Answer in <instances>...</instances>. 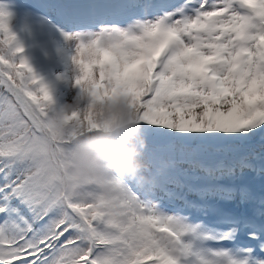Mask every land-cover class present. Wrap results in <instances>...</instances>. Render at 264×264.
Instances as JSON below:
<instances>
[{
    "label": "snow or ice",
    "instance_id": "snow-or-ice-1",
    "mask_svg": "<svg viewBox=\"0 0 264 264\" xmlns=\"http://www.w3.org/2000/svg\"><path fill=\"white\" fill-rule=\"evenodd\" d=\"M57 7L92 26L67 36L76 98L88 100L69 117L67 138L49 137L46 117L57 108L47 87L12 58L22 48H0V264H264V195L222 183L264 176V0ZM118 100L144 124L143 167L113 177L108 192L92 185L74 195L61 154L96 124L98 106ZM257 137L259 153L218 155ZM237 198L245 212L221 206Z\"/></svg>",
    "mask_w": 264,
    "mask_h": 264
},
{
    "label": "clouds",
    "instance_id": "clouds-1",
    "mask_svg": "<svg viewBox=\"0 0 264 264\" xmlns=\"http://www.w3.org/2000/svg\"><path fill=\"white\" fill-rule=\"evenodd\" d=\"M87 100L82 95L51 111L46 117V134L56 140L67 138L73 124L69 117ZM97 113L96 124L79 128L61 154V181L74 195H82L92 185L108 192L113 177L132 179L143 167L147 141L137 111L118 100L98 106Z\"/></svg>",
    "mask_w": 264,
    "mask_h": 264
},
{
    "label": "rangeland",
    "instance_id": "rangeland-1",
    "mask_svg": "<svg viewBox=\"0 0 264 264\" xmlns=\"http://www.w3.org/2000/svg\"><path fill=\"white\" fill-rule=\"evenodd\" d=\"M69 2L81 3L82 0H0V16L3 17L7 27V33H5L4 31H0V41L5 40L8 35L15 37V39L11 42V44L7 46L0 44V48H2L5 52H7L9 56H11L13 53H16L17 48H22L23 51L20 53H16V55L13 56L12 58L16 62H19V60L23 59L27 61V64L30 62L32 63V59L34 58V56H36L37 47L33 45V43H30L28 41V39L32 35V29L26 26L30 22L31 17H36L38 21L42 22L46 26L53 27L55 31L60 33V36L63 37L64 39L70 34L84 33L86 31L92 30L91 25L82 23L80 21H75L70 23L65 18L64 14L60 11L57 5L69 3ZM50 55L51 58H53L52 57L54 56L53 52L51 51L50 47L47 45V48L43 49V52L38 56L39 59H38L37 67L40 64V62H41L40 69L41 68L44 69V67L47 68L48 66L51 65L50 63L52 62L58 64L59 62L61 63L60 57H55L53 58V61L48 62L49 60L47 59L49 58ZM28 67H30V64H28ZM62 69L65 70L64 75H67L68 77L73 75L74 79H76V77L79 75L78 69L76 68L75 64L72 71H68V69L65 66H62ZM41 71L43 70L41 69ZM37 72L40 73L39 71ZM36 77L40 81V83L36 85V87L38 88L41 85L47 87L53 101V106L57 109L63 107L66 104L74 103L76 97L79 94L80 90L77 86H75V84L74 87L71 86L72 89V94H71L70 91H67L65 87L64 90L61 89L59 86L52 87L49 83L52 82L53 77L46 73L44 74V76L36 75ZM0 91H2V89H0ZM66 91L69 92L72 96L71 99L69 100L67 99L68 101L62 98L63 96L62 93L65 92L64 95L66 96L69 94ZM149 127H154V126H149ZM163 131H168V130H163ZM152 139L154 141H158L161 138L152 137ZM259 142H260L259 137H257L250 141H241L235 145L242 146L246 149H254L256 153H259L261 151V145ZM233 149L234 152L235 151L234 146ZM230 152H221V153L225 156H228V153ZM239 181H241L242 184H240ZM227 183L228 184H226V186H235V187H238L240 185L241 186L247 185L246 187H248L257 197L264 195V176H260L259 174L246 172V174L243 177L237 176V178L234 180L228 179ZM189 198L196 199L195 196H190ZM230 202L233 203L230 204ZM221 206L225 210L234 213H242L246 211L245 206L241 205L238 199L233 201H222ZM164 207L168 208L169 210L172 209V205L168 204L167 202L164 203ZM242 240H245V238H242Z\"/></svg>",
    "mask_w": 264,
    "mask_h": 264
},
{
    "label": "bare ground",
    "instance_id": "bare-ground-1",
    "mask_svg": "<svg viewBox=\"0 0 264 264\" xmlns=\"http://www.w3.org/2000/svg\"><path fill=\"white\" fill-rule=\"evenodd\" d=\"M26 27H30L32 29V35L28 39V41L30 43H33V45L37 47L36 56H34V58L32 59V63L31 62L28 63L30 64V68L33 71L32 73L35 76L36 75L44 76L45 73L52 76L53 80L51 83H49L52 87L59 86L63 90L66 88V90L70 91V93L72 94L71 86L74 87L75 79L73 75H71L70 77H68L67 75H64L65 70L62 69V66H65L68 69V71L73 70L74 63H73L72 57L75 55L74 42L68 40L67 37L64 39L63 37L60 36V33L55 31L53 27L46 26L42 22L38 21L36 17H31V20ZM47 45L50 47L51 51L53 52L54 56L52 57L53 58L60 57L61 63L59 62L58 64V63L52 62L50 63L51 65L49 64L50 66H48L47 68L45 67L44 69L41 68L43 70L41 71L40 69L41 62L37 67L38 59H39L38 56L43 52V49L47 48ZM53 58H51V55H50L49 58L47 59L49 60L48 62L53 61ZM37 71H39L40 73H38ZM64 93H62L63 95L62 98H64L66 101L72 98L69 92H67L69 93L68 94L69 96L64 95Z\"/></svg>",
    "mask_w": 264,
    "mask_h": 264
},
{
    "label": "trees",
    "instance_id": "trees-1",
    "mask_svg": "<svg viewBox=\"0 0 264 264\" xmlns=\"http://www.w3.org/2000/svg\"><path fill=\"white\" fill-rule=\"evenodd\" d=\"M234 146V148H235V151L233 152V151H231L230 153H229V158H231L232 156H237V155H241V154H244V153H247L248 151L244 148V147H242V146H238V145H233ZM236 152V153H235ZM233 153V154H232ZM218 155H220V156H223V154L222 153H218Z\"/></svg>",
    "mask_w": 264,
    "mask_h": 264
}]
</instances>
